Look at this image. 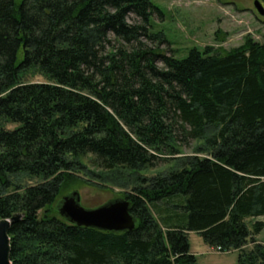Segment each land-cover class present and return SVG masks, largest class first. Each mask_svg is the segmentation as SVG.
I'll return each instance as SVG.
<instances>
[{
	"label": "trees",
	"instance_id": "obj_1",
	"mask_svg": "<svg viewBox=\"0 0 264 264\" xmlns=\"http://www.w3.org/2000/svg\"><path fill=\"white\" fill-rule=\"evenodd\" d=\"M158 11L153 0H0V219L21 215L12 264H198L191 233L264 264V37L177 58L151 30ZM162 163L116 197L131 203L132 231L58 211L77 172L129 183Z\"/></svg>",
	"mask_w": 264,
	"mask_h": 264
},
{
	"label": "rangeland",
	"instance_id": "obj_2",
	"mask_svg": "<svg viewBox=\"0 0 264 264\" xmlns=\"http://www.w3.org/2000/svg\"><path fill=\"white\" fill-rule=\"evenodd\" d=\"M256 0H153L159 11L151 17V30L162 31L171 42V48L177 58H184L193 48L206 50H230L245 43L248 38L257 42L264 37V15L255 6ZM264 5V0H259ZM43 80L40 75L31 78ZM10 125L9 127H14ZM192 143L181 150L177 157L185 158L195 154ZM166 163L156 169L127 173L124 177L93 169V174L77 172L75 181L66 187L59 199L73 190H79L82 202L87 207L100 206L117 196L128 194L131 188L146 176H153L167 170ZM139 173L137 176L136 174ZM139 176V177H138ZM27 185L26 178L18 181ZM35 183V181H31ZM264 221V217L258 218ZM191 252L196 256L198 264H238V251L222 252L210 247L201 235H189ZM259 243L264 244V229L256 236Z\"/></svg>",
	"mask_w": 264,
	"mask_h": 264
},
{
	"label": "water",
	"instance_id": "obj_3",
	"mask_svg": "<svg viewBox=\"0 0 264 264\" xmlns=\"http://www.w3.org/2000/svg\"><path fill=\"white\" fill-rule=\"evenodd\" d=\"M255 6L259 13L264 15L263 3L256 0ZM57 206L63 217L82 227L124 232L134 230L137 224L131 213V203L125 198H113L100 206L87 207L82 202L80 191L73 190L65 194ZM20 218V214H15L11 218L0 219V264H12L9 231L11 225L19 221Z\"/></svg>",
	"mask_w": 264,
	"mask_h": 264
}]
</instances>
